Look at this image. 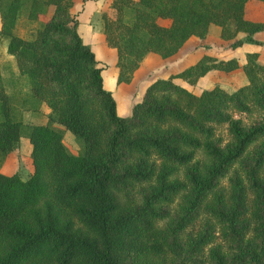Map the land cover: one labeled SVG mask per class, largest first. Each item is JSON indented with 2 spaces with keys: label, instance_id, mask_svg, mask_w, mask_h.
<instances>
[{
  "label": "trees",
  "instance_id": "1",
  "mask_svg": "<svg viewBox=\"0 0 264 264\" xmlns=\"http://www.w3.org/2000/svg\"><path fill=\"white\" fill-rule=\"evenodd\" d=\"M251 1L111 0V13L100 19L115 50L116 83H129L149 53L170 57L190 37L205 38L211 25L232 48L261 44L253 34L264 31V15L245 16ZM74 3L0 0V41L29 85L21 103L49 108L45 122L28 126L30 176L0 172V264H264L258 52L245 53L241 65L204 54L152 81L120 116L103 85L104 66L78 30ZM21 18L37 23L28 37L17 32ZM238 68L247 82L231 92L215 86L196 94L175 81L192 85L211 70ZM23 129L0 75V155L15 149ZM230 171L226 195L217 187Z\"/></svg>",
  "mask_w": 264,
  "mask_h": 264
},
{
  "label": "rangeland",
  "instance_id": "2",
  "mask_svg": "<svg viewBox=\"0 0 264 264\" xmlns=\"http://www.w3.org/2000/svg\"><path fill=\"white\" fill-rule=\"evenodd\" d=\"M111 2V0H110ZM104 5L103 10L99 13L97 12L95 15H93L92 24H95V21L100 19V14L104 11L110 12L109 4ZM82 0H75V3L73 7L71 8V12L75 13L76 16L82 11ZM255 3L252 0L248 6H247V16L248 17H259V19H262V14L259 15V12H256L255 10ZM264 13V10H263ZM46 16H42L40 20H44ZM101 20V19H100ZM19 25L17 28V32L25 37L30 36L32 30L37 26V23H29L24 18H21L19 21ZM99 23V22H98ZM160 24L167 25L169 23L168 20H159ZM99 28H100V24ZM80 27V26H79ZM86 25L84 23L81 24V28L79 30L82 31V38L85 43L89 44V35L87 32L84 33ZM218 27L217 26H211V29L208 32V36L206 38H200L197 40V37H192V44H188L187 47L189 48L191 53V56L185 58L183 56V51L179 55H174L173 57H167L162 58L158 56L157 54L151 53L148 57V59L145 61L144 65L140 67L134 77V80H131L129 83H116V78L114 74L116 75V67L115 63L113 64L110 59L108 61H100L99 64L104 66V69L102 71L103 76V85L104 87L111 91L113 94V97L117 104V113L120 116H123V113H126V116L130 114L129 109L132 108L133 104L140 101L143 97L144 91L146 87L155 79L157 78H167L171 74H176L183 68L187 67L188 65L194 63V61L199 58L202 54L206 53H212L214 55H217V58H226L231 53L232 54H238L239 49L233 50L234 48L229 46L228 41H223L218 36ZM239 36H244V34H239ZM95 40V38H94ZM92 40L90 41L91 46L93 47L95 45L94 52H96V57L101 59L103 57V53H101L100 50H97V44L96 42ZM191 41V42H192ZM186 47V48H187ZM232 48V49H231ZM112 49V48H111ZM113 50V49H112ZM264 53V52H263ZM188 54V53H187ZM186 55V53H185ZM261 62H264V58H261ZM175 81L177 83H180L182 86H185L190 91L200 94L205 89H211L215 86H219L223 88L224 90L231 92L236 90L238 87L244 85L247 80L244 75L243 70L238 69L233 72H223L218 70H211L207 72L205 75L200 77L198 81L195 84H188L187 82L183 81L182 79L175 78ZM30 105V104H29ZM219 134L221 135V138L225 141L227 139L226 130L221 127L219 128ZM64 142L68 149L76 153L79 150V145L75 141L73 135L70 132H67L66 135H64ZM231 174V171L225 175L223 178H221L218 190H223L224 194H229L231 191L230 188V182H229V176ZM144 187H147V185H143ZM137 190V189H136ZM134 191V195L135 192ZM214 198V195L211 194L207 201L212 202ZM134 199V198H133ZM212 199V201H211ZM136 195H135V199ZM182 201L181 195H179L175 202L168 207V210L171 214H174L175 210H178L179 208V202ZM202 218L204 216L201 215ZM200 222L197 221L196 225H199ZM187 231L184 232L186 234Z\"/></svg>",
  "mask_w": 264,
  "mask_h": 264
},
{
  "label": "crops",
  "instance_id": "3",
  "mask_svg": "<svg viewBox=\"0 0 264 264\" xmlns=\"http://www.w3.org/2000/svg\"><path fill=\"white\" fill-rule=\"evenodd\" d=\"M109 2H110V0H82V3H83L82 11L77 15V18L79 20V26H80L79 29L81 28L82 23H84L86 25V27L84 29V33L88 31L87 34L89 35V45L91 46L92 43H90V41L92 42V40H94V38H95L94 41L97 44V50H100L101 53L104 54L101 59H99L97 57L96 58L102 62H104L105 60L108 61V59H110V61L114 64L116 61L115 50L113 48H112L113 49L112 50L111 47H109L104 41L101 20L97 19L95 21V24H92V20H90V19H92L93 15H95L97 12L100 13L103 10L104 5L108 4ZM254 3H255L254 8H255L256 12H259L258 13L259 15L262 14L261 17L263 18L264 2L255 1ZM247 10L248 9L246 8L245 9V16L248 19L260 20L258 16L254 17V18L248 17L247 16ZM0 24H1V21H0ZM98 24H100V28H99ZM211 26H213V25H211ZM211 26L209 27V30L211 29ZM209 30H208V32H209ZM80 34L82 36L81 30H80ZM207 36H208V33H207ZM218 36H219V30H218ZM192 37H195V36H192ZM192 37H190L183 44V46L177 51V53H175L174 55H179L183 51V56L185 58L191 56V53H189L190 50L187 47V45L195 42V41L191 40ZM242 37H244V36H239V34H238V38H242ZM253 38L260 41L261 44L245 42L241 46L233 49V50L239 49L238 54H232L231 53V55L229 54L228 57L222 58V59L236 58L241 65L244 62L245 53H247V52H258V54H259L258 59L260 61L261 58H264V53H263L264 52V31L255 32L253 34ZM199 39L200 38H198L197 40H199ZM6 45H7V40L4 38L1 39V41H0V75L2 76V78L5 82L6 92L10 96V100H11L12 105L14 106L16 115L22 118L24 129H23V133H22V135L19 139V142H18L17 146L15 147V149L6 155H0V172L4 173V174H11L13 172H18L22 178H27L32 173V160H31V156H30L31 144H30L29 139L27 137L28 126H30L33 123L45 122L47 120L49 108L45 103H42L40 105L39 110L32 111L30 109H26V107L22 105L21 102L29 91V85H28L27 79L24 76L19 74V71H18L16 64H15L14 57L12 55L8 54L6 51ZM94 47H95V45L93 47L91 46L93 51H94V49H93ZM94 53L96 55V52H94ZM185 53H186V55H185ZM150 54L151 53H149L146 56L145 60L141 63L140 67H142V65H144L145 61L148 59ZM206 54L217 57V55H214L210 52L206 53ZM174 55H172L170 57H173ZM199 58H197L194 62H196ZM262 63H264V62H262ZM238 69H241V68H238ZM238 69H236V70H238ZM137 70L134 72L132 80H134V77H135ZM236 70H234V71H236ZM231 72H233V71H231ZM114 76L116 78L115 74H114ZM129 112H131V107L129 109ZM123 116H126V113H123ZM66 133H65V135H66Z\"/></svg>",
  "mask_w": 264,
  "mask_h": 264
}]
</instances>
